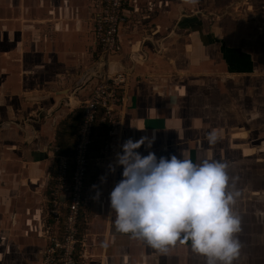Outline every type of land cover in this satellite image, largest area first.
Masks as SVG:
<instances>
[{
  "label": "crops",
  "instance_id": "1",
  "mask_svg": "<svg viewBox=\"0 0 264 264\" xmlns=\"http://www.w3.org/2000/svg\"><path fill=\"white\" fill-rule=\"evenodd\" d=\"M93 7L0 0V264H42L57 163L74 154L62 124L81 113L106 71L128 81L112 124L91 146L77 264H205L188 244L159 252L116 230L108 196L121 169L103 185L99 178L123 141L141 136L154 137L157 157L228 164L241 193L235 264H264V2L242 20L240 0H132L131 22L107 58L95 45Z\"/></svg>",
  "mask_w": 264,
  "mask_h": 264
},
{
  "label": "clouds",
  "instance_id": "2",
  "mask_svg": "<svg viewBox=\"0 0 264 264\" xmlns=\"http://www.w3.org/2000/svg\"><path fill=\"white\" fill-rule=\"evenodd\" d=\"M207 140L216 142L215 131ZM153 143L154 137L147 136L124 140L99 178L103 185L121 169L108 196L116 230L159 252L188 244L205 264H235L243 247L242 217L235 207L241 193L228 164L208 159L195 163L188 154L157 157L149 150Z\"/></svg>",
  "mask_w": 264,
  "mask_h": 264
},
{
  "label": "built area",
  "instance_id": "3",
  "mask_svg": "<svg viewBox=\"0 0 264 264\" xmlns=\"http://www.w3.org/2000/svg\"><path fill=\"white\" fill-rule=\"evenodd\" d=\"M132 0H92V31L95 45L106 58L116 53L119 33L131 22L126 8ZM89 97L81 104V121L71 160L59 158L48 197L47 217L53 228L45 232L46 247L41 252L42 264H77L79 220L85 205V179L89 167L93 126L96 121L113 122L120 96L127 85L125 73L98 75ZM61 227V234H60ZM55 230V232L53 231Z\"/></svg>",
  "mask_w": 264,
  "mask_h": 264
},
{
  "label": "trees",
  "instance_id": "4",
  "mask_svg": "<svg viewBox=\"0 0 264 264\" xmlns=\"http://www.w3.org/2000/svg\"><path fill=\"white\" fill-rule=\"evenodd\" d=\"M80 121H81V113L75 112L73 113V115H71L63 124H62V129H61V133L62 135L66 138L65 143L71 142L72 140L75 143L76 137H77V132H78V128L80 125ZM98 131V132H97ZM108 131V126L105 123L100 122L99 120L96 121V123L93 126V132H92V144L95 143V141L98 139H100L104 133H106ZM98 133L95 137V133ZM92 146V145H91ZM90 151H91V147L89 150V160H90ZM61 152V151H60ZM62 153H64L62 151ZM79 230H81L80 228V220H79ZM79 235H80V231L78 233V244H79ZM77 249H78V245H77ZM77 252V251H76Z\"/></svg>",
  "mask_w": 264,
  "mask_h": 264
},
{
  "label": "rangeland",
  "instance_id": "5",
  "mask_svg": "<svg viewBox=\"0 0 264 264\" xmlns=\"http://www.w3.org/2000/svg\"><path fill=\"white\" fill-rule=\"evenodd\" d=\"M263 2H264V0H240V3L242 4V7L244 8V9H242V10H239L238 12H236L235 14H241L240 15V19H244L243 17H246V19H248V16L249 15H251L252 14V10H257L258 12H260V11H262L263 9H262V5H263ZM241 9V8H240ZM262 17V16H261ZM260 17V18H261ZM242 83H244V85H246V84H249V81L248 80H244V81H242ZM245 101V100H244ZM243 105L245 106V107H247V105L245 104V102L243 103ZM227 123H229V124H231L232 123V121H231V119L230 118H228L227 120ZM98 132V131H97ZM95 133L96 135H95V137L94 138H96V136H97V134L98 133ZM106 141V136L104 137V139H103V141L102 142H105ZM112 142V137L110 136V135H108V144L109 143H111ZM93 145V144H92ZM93 149L94 148H92V152H93ZM55 232V231H54ZM43 250H41L40 251V256H41V252H42Z\"/></svg>",
  "mask_w": 264,
  "mask_h": 264
}]
</instances>
